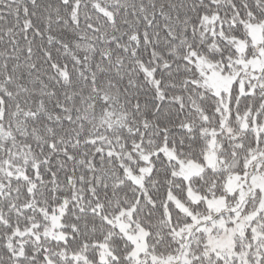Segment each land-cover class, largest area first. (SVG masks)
Masks as SVG:
<instances>
[{
	"label": "snow or ice",
	"instance_id": "snow-or-ice-1",
	"mask_svg": "<svg viewBox=\"0 0 264 264\" xmlns=\"http://www.w3.org/2000/svg\"><path fill=\"white\" fill-rule=\"evenodd\" d=\"M0 264H264V0H0Z\"/></svg>",
	"mask_w": 264,
	"mask_h": 264
}]
</instances>
